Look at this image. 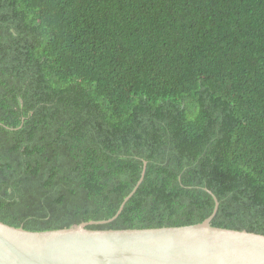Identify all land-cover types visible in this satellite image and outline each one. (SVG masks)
<instances>
[{
  "label": "trees",
  "instance_id": "16d2710c",
  "mask_svg": "<svg viewBox=\"0 0 264 264\" xmlns=\"http://www.w3.org/2000/svg\"><path fill=\"white\" fill-rule=\"evenodd\" d=\"M147 163L143 182L142 172ZM264 235V0H0V221Z\"/></svg>",
  "mask_w": 264,
  "mask_h": 264
},
{
  "label": "water",
  "instance_id": "95a60500",
  "mask_svg": "<svg viewBox=\"0 0 264 264\" xmlns=\"http://www.w3.org/2000/svg\"><path fill=\"white\" fill-rule=\"evenodd\" d=\"M147 163L142 172L143 182ZM103 222L49 231H30L0 221V264H264V235L200 224L154 229L93 230Z\"/></svg>",
  "mask_w": 264,
  "mask_h": 264
}]
</instances>
